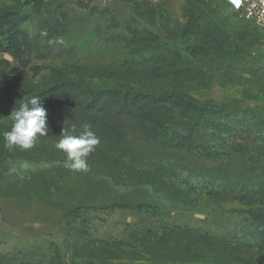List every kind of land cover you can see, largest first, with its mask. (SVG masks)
I'll use <instances>...</instances> for the list:
<instances>
[{"label":"rangeland","instance_id":"rangeland-1","mask_svg":"<svg viewBox=\"0 0 264 264\" xmlns=\"http://www.w3.org/2000/svg\"><path fill=\"white\" fill-rule=\"evenodd\" d=\"M198 1L0 0V264H264V35ZM33 96L48 135L9 151Z\"/></svg>","mask_w":264,"mask_h":264},{"label":"clouds","instance_id":"clouds-1","mask_svg":"<svg viewBox=\"0 0 264 264\" xmlns=\"http://www.w3.org/2000/svg\"><path fill=\"white\" fill-rule=\"evenodd\" d=\"M242 3L243 0H227L229 11L239 10ZM9 118L12 121L11 128L2 133L4 147L9 151L30 150L40 137L48 135L47 111L38 96L24 101L18 108L15 107ZM98 144L99 138L91 130V126L85 124L83 131L78 135L63 130L54 146L65 154L66 159L63 162L65 168L73 172H87L89 169L87 158ZM21 167L27 168L28 165L23 164Z\"/></svg>","mask_w":264,"mask_h":264},{"label":"trees","instance_id":"trees-1","mask_svg":"<svg viewBox=\"0 0 264 264\" xmlns=\"http://www.w3.org/2000/svg\"><path fill=\"white\" fill-rule=\"evenodd\" d=\"M222 1L227 3L226 0H222ZM198 2L200 3L201 7L204 8L205 10L209 7V4L203 2L202 0H199ZM238 12H240V11H238ZM213 16H216V14H213ZM245 19H247V18H245ZM247 20L249 22H251L258 29V31L260 32V34H261V36L263 38L264 29L261 28V27H259V26H257L252 20H250V19H247ZM208 44H210V43L208 42ZM262 45H264V38L262 40ZM237 48H238V44L237 43L231 45V44H227L226 41H220V40H218V45L216 46V50L219 49L220 51H222L224 53H228L230 50H236ZM210 49H211V47H207V50H210ZM184 103H186V108H187V105H188V107H190V106L193 105V103H191V102H184ZM212 131H213V133L215 135L220 134V133H222V127L221 126H218V127L215 126V127H213V130ZM209 156H211V157H208L207 156L206 158H212V155H209ZM261 157H262V155L260 154L259 157H258V159L261 158ZM259 213L262 214V221H256V220H254V222H255V224H258L259 227L262 228L263 229V232H264V213H262V212H259ZM260 223L262 224V227L260 226ZM241 224L243 225V228H244V226L248 225V221H246V218L245 217H243Z\"/></svg>","mask_w":264,"mask_h":264},{"label":"built area","instance_id":"built-area-1","mask_svg":"<svg viewBox=\"0 0 264 264\" xmlns=\"http://www.w3.org/2000/svg\"><path fill=\"white\" fill-rule=\"evenodd\" d=\"M237 11L264 29V0H243L240 9Z\"/></svg>","mask_w":264,"mask_h":264}]
</instances>
